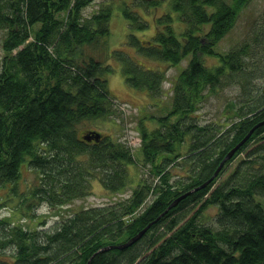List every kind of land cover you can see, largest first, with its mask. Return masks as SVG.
Wrapping results in <instances>:
<instances>
[{
	"label": "trees",
	"instance_id": "16d2710c",
	"mask_svg": "<svg viewBox=\"0 0 264 264\" xmlns=\"http://www.w3.org/2000/svg\"><path fill=\"white\" fill-rule=\"evenodd\" d=\"M94 2L0 0V208L17 199L32 217L42 204L84 198L97 177L114 193L134 183L130 167L140 163L127 143L105 135L87 142L92 130L80 129L116 112L111 59L130 87L163 94L166 73L127 47L170 65L190 57L168 112L152 117L155 127L139 125L150 178L128 198L79 209L50 228L0 218V264H264V8L241 42L217 51L251 0H106L85 15ZM116 14L129 33L122 49L109 50L103 41ZM227 87L239 94L222 117L201 121V103ZM23 163L36 175L25 190Z\"/></svg>",
	"mask_w": 264,
	"mask_h": 264
},
{
	"label": "rangeland",
	"instance_id": "374dc122",
	"mask_svg": "<svg viewBox=\"0 0 264 264\" xmlns=\"http://www.w3.org/2000/svg\"><path fill=\"white\" fill-rule=\"evenodd\" d=\"M106 0H95L94 4L88 6L84 11L85 15L91 14L97 7L99 3H102ZM264 8V0H251V3L244 9L241 10V15L237 21V25L224 37L220 43L216 46L217 51H228L231 49L232 45H235L242 41L245 37V34L251 25L250 23L254 18H257ZM111 22V36L106 41H103V44L108 46L109 50L111 49H122L125 46L127 34L129 29L127 27V22L119 14H116L112 17ZM153 30V29H152ZM143 34H152V31H148ZM142 33H137L138 37L143 35ZM97 49V47H96ZM129 53L135 57L137 60L149 69H158L166 73V82L162 86V95L160 97L152 98L147 91L134 89L126 84L125 77L122 73L120 63L116 62L114 59H111L109 63L113 65V71L108 76V85L110 95L116 103V112L113 116L103 119H94L93 121H88L81 126V130H97L102 133L103 136H109L112 140H119L127 145L133 150L135 158L139 160L138 167L131 166V171L133 173L134 183L128 184V187L124 190L114 193L105 189L100 179L95 178L90 186V193L87 194L84 198L76 199L73 202L64 205L63 208L53 207L50 208L46 204H42L35 209V212H32L34 216L28 217L26 214H23L22 211L18 210V200L13 199V201L4 204L0 208V218L7 217L12 221L16 222L20 226L23 225L27 229H43L53 227L57 222L63 221L67 216L72 215L75 211L79 209H84L85 207H96V206H105L108 203L118 201L120 199L128 198L132 193V190L137 187L140 178H150L149 167L143 165V156L141 152V136H140V124L148 125L150 128L155 127V122L152 121V117H158L164 115L168 112L171 106L172 98V86L174 81L178 77V74L187 67L188 61L186 58L183 62L177 65H170L168 62L153 60L146 56H141L134 51V48H126ZM85 50H91V47L86 48ZM102 49L100 52H104ZM4 52L0 48V64ZM105 54V53H103ZM98 56V55H96ZM207 63L216 64V59L214 58H204ZM239 94V90L236 87L226 88L222 90L217 95H212L208 98L207 101L201 103V110L199 113L202 114L201 121H213L214 119H220L222 117L221 112L225 107L228 100L232 99ZM223 121V119H222ZM252 147V146H251ZM249 147V148H251ZM245 154L238 156L232 163L229 168H227L226 173L223 178H226V175L233 170L236 166V163L244 157ZM174 169V167H172ZM175 173L177 170H173ZM173 172V173H174ZM21 176L22 179L19 182V187L22 190H25L27 186L33 183L36 180L35 173L27 168L26 163L22 164L21 167ZM220 181L216 182L215 185L219 184ZM214 185V186H215ZM7 192L6 189H0V196H4ZM197 208H195L192 213ZM210 213H213L210 211Z\"/></svg>",
	"mask_w": 264,
	"mask_h": 264
},
{
	"label": "water",
	"instance_id": "95a60500",
	"mask_svg": "<svg viewBox=\"0 0 264 264\" xmlns=\"http://www.w3.org/2000/svg\"><path fill=\"white\" fill-rule=\"evenodd\" d=\"M250 135H251V134H249V135L246 137V139H244V140L242 141V143H240V144H244V143L246 142V140L249 138ZM101 138H102V134H101L100 132H98V131H95V130H93V131H91V132H89L88 134H85V135L83 136V139L86 140L87 142H93V140H94L95 142H99V141L101 140ZM238 147H239V146H237L234 150H232L229 154H227V157L225 158V160H224V161L222 162V164L220 165V168H221V166L224 164V162H225L226 160H229V159H231V158L234 156V153L236 152V149H238ZM220 168L215 172V174H214L213 177H215V175L218 174ZM212 179H213V178H212ZM212 179H211V180H212ZM204 185H205V184H204ZM204 185H203L202 187H200V188H203ZM144 231H145V230L141 231V233L138 234L137 237L133 238V239L131 240V242L136 241L139 237H141V234H142ZM131 242L128 243V244H125V245H123V246H120V247H118V248L126 247V246H128L129 244H131Z\"/></svg>",
	"mask_w": 264,
	"mask_h": 264
},
{
	"label": "flooded vegetation",
	"instance_id": "af4514ba",
	"mask_svg": "<svg viewBox=\"0 0 264 264\" xmlns=\"http://www.w3.org/2000/svg\"><path fill=\"white\" fill-rule=\"evenodd\" d=\"M103 137H104V136H103V134H102V138H103ZM102 138H101V139H102Z\"/></svg>",
	"mask_w": 264,
	"mask_h": 264
}]
</instances>
